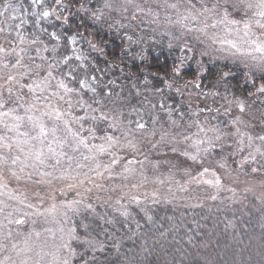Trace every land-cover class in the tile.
I'll return each instance as SVG.
<instances>
[{
	"label": "trees",
	"instance_id": "trees-1",
	"mask_svg": "<svg viewBox=\"0 0 264 264\" xmlns=\"http://www.w3.org/2000/svg\"><path fill=\"white\" fill-rule=\"evenodd\" d=\"M63 2L69 10L55 0H43L41 5V8L63 9V16L69 14L71 17L67 23L62 18V35L54 40L50 34L58 33L59 27L47 29L43 25L41 28L29 14V0H0V22H4L14 10L8 7L5 11V6L15 5L17 15L11 26L18 30L20 37L50 46L59 44L58 59L49 63L56 66L53 70L59 79L82 91L75 80L68 78L69 72L75 69L74 75L87 78L89 82L93 76L96 78L93 85L95 96L83 93V99L91 104V114L82 119L84 124L78 147L86 153L93 150L92 155L98 154V157L92 160L89 155L77 153L76 137H70V131L64 126L62 129L59 125L58 131L46 126L44 131L47 135L44 134L42 142H33L36 146H43L45 153L52 147L59 152L42 158L47 164L42 161L38 166L28 163L30 166L27 168L23 166L26 163L20 161L17 169L15 165L14 169L11 166L16 164V158L19 159L20 148L12 143L9 131L14 129L13 126L21 128L32 120L31 117L29 119L30 112L41 111L30 104L32 91L26 84L24 69L31 61L24 59L20 64L21 75L18 77L21 81L18 77L13 81L7 78L0 81V152L3 153L0 166L6 174L0 175V187L13 190L12 193L16 194L13 200L29 201L31 208L39 206L43 217H56L62 234H65L64 245L61 253L52 251L53 254L47 257L63 264L67 258L65 245L69 242V231L75 229L80 240H92L95 246L72 241L76 252L83 254L74 258L72 264H84L85 261L87 264H262L264 199L227 183H211L209 173L203 170V163L188 160L180 146L181 155L176 150L177 143L169 144L175 135H192L195 127L210 131L208 128L213 130L215 126H225L231 131L233 142L239 134L240 123L248 126L258 137L264 135V94L257 91L264 81L256 78L253 82L248 73L249 66L264 64L261 61L246 62L240 57L225 58L219 52H210L202 60L197 56V63L191 62V71L184 79L174 81L164 77V83L157 87L154 83L157 78L152 73L157 69L163 73L165 66L177 68V54L186 53L189 48L180 50L162 46L153 50L151 47L142 55L134 48H127L120 36L104 32L100 39L95 31L98 25H93L85 15L82 17L69 0ZM240 9L237 10L238 15H249L248 11L241 13ZM41 21L46 24L45 19ZM259 22L264 23V18ZM71 37L83 39L89 49L84 51L82 60L72 58L68 64H63V56L71 50ZM89 41L97 43V47L104 51H93ZM113 49H116L115 56ZM147 54L150 57H144ZM15 64L16 61H12L8 68ZM216 65L224 67L225 71L240 69L238 82L230 77L221 86L220 92L226 97L224 100L213 96L217 88L202 79L206 71ZM168 83L173 86L166 87ZM196 84L200 88H196ZM192 94L203 102L204 108L199 110L187 103L186 96ZM93 99L102 103H93ZM159 102L165 107L160 109ZM237 102L244 103L243 113L239 111ZM156 104L159 106L157 111ZM221 104L227 111L232 109L231 118H227ZM101 109L107 113L108 120H92V116L101 115ZM217 109H220V114ZM162 110L168 114L162 115ZM156 114L159 116L155 117ZM140 116L145 118L142 130L133 124ZM167 117L170 123L174 121L175 124L167 125ZM154 119L159 124L154 125ZM110 123H115L116 127H109ZM55 133L57 136H53ZM160 134L162 139L170 140L163 148H159L157 141ZM105 136L118 141L109 147L107 157L99 156L98 151V146L106 145ZM46 139L47 144L43 142ZM81 139L84 144L80 143ZM52 140H56V146L51 145ZM237 146L224 149L217 146L211 153V159L218 162L226 159L228 169L234 174L239 172L247 178L259 177L264 171V151L254 162L249 159L244 164L245 154L240 153ZM134 150H141L143 155L132 153ZM237 151L238 157L234 154ZM98 162L103 163L99 165ZM25 217L30 220V217ZM19 224L12 226L13 232L22 229L18 228ZM84 224L89 226L87 230ZM28 229L23 227L22 231L28 232Z\"/></svg>",
	"mask_w": 264,
	"mask_h": 264
},
{
	"label": "rangeland",
	"instance_id": "rangeland-1",
	"mask_svg": "<svg viewBox=\"0 0 264 264\" xmlns=\"http://www.w3.org/2000/svg\"><path fill=\"white\" fill-rule=\"evenodd\" d=\"M42 1L36 0L33 3V0H29V14L35 18L36 23H39L41 28L43 25L47 29L52 26L59 27V30L56 31L58 36L62 32L60 31L62 18L69 19L71 17L69 14L63 16V9H50L48 6H42L41 8ZM95 3L96 0H93V4ZM262 4H264V0H131L122 15L119 12L116 13L115 20L111 25H104V32L110 36H120L119 38L125 42L127 48L130 50L134 48L142 55L151 47L153 50H159L162 46L182 50L183 48L190 49L195 43L200 50L219 52L225 58L240 57L244 58L246 62L261 61L264 64V54L256 51L258 45L264 44V23L259 22V19L264 18V15H261V13H264ZM65 8L69 10V6ZM239 9L241 13L248 11L249 15H238L237 10ZM45 11L50 13L48 17L43 16ZM79 13L82 17L84 15L88 17L86 13ZM16 15L17 10H13L4 22H0L2 24L0 27V81H4L6 78L8 81H13L21 75L20 64L24 59H29L31 63L26 65L24 69L27 78L26 84L28 87L35 88L34 82L42 81L47 75L46 69L49 63H53L58 59V52L60 53V51L57 47L59 44L50 46L46 43H36V41L29 42L25 37H20L18 30L11 26L12 19H15ZM56 15H59L61 19L58 20ZM42 19H45L46 24L41 21ZM88 19L93 23L90 17ZM99 23H93V25H99ZM75 41L74 44H70L71 50L63 58L69 56L71 59H76V56L79 55L81 56L80 60H82L84 51L86 52V49L89 48L85 47L83 39L75 37ZM185 43L187 46H183ZM45 47L48 51H44ZM54 47L58 49L56 52L52 51ZM73 49H75V52H73ZM186 53L179 52L177 54L179 56L178 67L181 72L187 69L193 61V52L188 51ZM41 57L44 59H41ZM144 57L150 56L147 54ZM199 58L202 60L206 56ZM80 60L76 59V61ZM12 61L13 63L16 61L17 64L12 68H8L9 63ZM245 61L244 63H246ZM53 76L55 79L50 81V87L45 91L35 89V91L30 92V104L38 107L41 111L30 112L29 119L31 117L32 120H28L21 128L13 126L14 129L9 131L10 136L13 138L12 143L20 148L17 154L19 159H15L14 163L16 164H13L11 169L15 168L14 165L17 169L20 161L26 163V165H22L27 168L30 166L27 165L28 163H31V165L34 163L38 166L42 161V163L47 164L42 158L48 157L51 153L59 152L52 147V150L45 153L43 146H36L33 142H42L44 134L47 135V131L42 134L40 128L46 126L52 130H57L56 128H59V125L62 129V126L68 130L70 129L69 136L76 137L77 140L75 151L82 155H89L92 160L98 157V154L92 155L93 150L88 154L80 151L78 147V140L84 123L82 119L77 121V118L84 119V117L90 115V108L81 107L77 103L78 99L74 96L66 97V99L72 100V107H69L59 96H52L53 92H59L63 95L62 90L57 88V80L60 79L59 76L55 75L54 70ZM186 97L187 103L197 109L201 110L204 106L195 94ZM160 102L159 106L162 104ZM159 106L156 104V111ZM223 108L225 107H221V109ZM53 109L60 110L61 117L59 119L56 118ZM231 112L232 109L226 111L227 118H231ZM161 114L167 115L168 113L162 110ZM156 116H159V114H156ZM144 119L140 116L137 122L142 123ZM154 120V125L159 124L156 119ZM159 120H161L160 117ZM137 122H133V124L137 125ZM165 122L169 126L175 124L174 121L170 123L168 117ZM238 128L237 132L239 134L234 140L235 143L230 139L231 131L225 126L221 128L215 126L213 130L208 128L210 131L204 128L201 131L200 128L195 127L193 134L190 136H184L185 133L175 135L176 139L174 138L171 144H169L170 140L162 139L163 135L160 134L157 141L160 143L159 148H163L167 144L172 146V144L177 143L176 150L181 155L180 146L188 160L203 163L205 165L203 170L209 173L211 183L216 185L227 183L232 187L264 199V171L259 177L257 176L258 178H247L239 172L232 173V170L227 167L229 164L226 159L220 162L211 159V153L217 149V146L224 149L238 145V151L245 154L244 164L249 159L254 162L261 155L264 151V141H261L257 134L245 124L242 126V123H240ZM74 133L77 135H73ZM53 136H57V134L55 133ZM249 136L252 137L250 146ZM43 142L47 144V139ZM55 142L56 140H52L51 145L56 146ZM80 146L83 147V145ZM106 148V153L101 154L100 152L99 156L104 155L107 157L110 150L107 145ZM238 151L234 153L237 157L239 155ZM132 153L139 154L138 156L143 155L141 150H134ZM1 154L3 153L0 152ZM164 154L162 153V155ZM158 155H161V153ZM21 157L23 158L21 159ZM192 157H195V159H192ZM98 163L100 165L103 162ZM239 167H242V164ZM4 172L5 169L0 166V175L6 176ZM90 173H93V171ZM12 192L14 191L9 188L5 190L0 187V264H57V259L48 258L47 255L50 256L53 252L61 253L64 245L65 234H62L58 220L56 217L50 218L49 215L43 217L40 214L41 209H39V206L31 208L29 201L19 198L13 200L16 194ZM25 216L30 217V220ZM18 220L23 221L18 228L29 227L28 232L22 231L21 228L20 231L13 232L12 226L16 225ZM14 240L16 241L15 244L17 243L16 246Z\"/></svg>",
	"mask_w": 264,
	"mask_h": 264
},
{
	"label": "snow or ice",
	"instance_id": "snow-or-ice-1",
	"mask_svg": "<svg viewBox=\"0 0 264 264\" xmlns=\"http://www.w3.org/2000/svg\"><path fill=\"white\" fill-rule=\"evenodd\" d=\"M35 2H36V0H33V3H35ZM55 2L57 4H59V5H61V7H67V5L64 4L63 0H55ZM108 6H110V5H108V4L105 5V7H108ZM261 6L264 7V4H262ZM8 7H12L15 10V5L9 4V5L5 6V11H7ZM81 10L85 11V12L88 11V9H85L83 7V5H81ZM97 13H100L99 9H97L96 13H93V15H96ZM49 15H50V13L48 11L43 12V16L44 17H48ZM261 15H264V13H261ZM57 19L59 20V19H61V17L58 15ZM64 22L67 23V18H64ZM50 35H51V38L54 39V40H58L59 39L58 36L56 35V33H51ZM69 42L74 44L76 42L75 41V37H71L69 39ZM169 46L171 47V45H169ZM92 47H93V49H95V45H92ZM44 51H48L47 47H45ZM52 51L56 52L57 48L54 47L52 49ZM189 51H190V49H189ZM256 51H259L262 54H264V44L258 45L257 48H256ZM73 52H75V49H73ZM41 59H44V58L41 57ZM70 59H71V57L66 56L61 61V63L68 64ZM76 59L80 60L81 56L77 55ZM37 67L39 68L40 66L38 65ZM55 67H56L55 65L49 64L48 68L46 69L47 75L43 78L42 81L34 82L35 83V88H33L32 86H29V90L30 91H35V89H40L41 91H45L47 88H49L50 87V81L52 79H55V77L53 76V69ZM80 67L83 68L84 66L81 65ZM74 73H75V69H73L71 72L68 73V78L75 80V82L79 85V89L82 90V91H77L76 88L69 87V85L67 83H65L64 79H60V80H57V88L62 90L63 95H61L59 92H53L51 95L52 96H59V98L61 100H64L65 103H67L69 105V107H72V100L71 99H66V97L75 96V97L79 98L77 100V103L81 107L91 108V104H89L86 100L83 99V93H92L93 96H95L96 88L93 85L96 82V78L93 76L92 79H91V82H89L87 78H80L78 75H74ZM174 75L176 77H179L181 75V69L179 67L174 69ZM86 76H87V73H85V77ZM158 80L160 81V83H164V77H158ZM172 86L173 85L171 83L166 84V87H168V88H171ZM157 87H159V86H157ZM195 87L196 88H200V85L196 84ZM159 90L162 92V89H159ZM257 91L260 94H264V85H261L257 89ZM137 95H139V93H137ZM46 99H47V97H46ZM93 103L101 104L102 101L99 100V99H93ZM237 103H238L239 111L241 113H243L245 111L244 103L243 102H237ZM0 106H2V105H0ZM106 106L107 105L105 104V107ZM160 107L163 108V107H165V105L161 104ZM53 111L56 114V118L59 119L61 117L60 110L59 109H53ZM93 111H96V109H93ZM79 119H83V118H77V121ZM91 119L92 120L99 119V120L104 121V120H108V115H107V113H105L103 111V109H101V115L99 117L92 116ZM237 122H239V119H237ZM109 127L115 128L116 124L115 123H110ZM137 127L142 130V129H144L145 125L143 123L137 122ZM40 131H41L42 134H44V128L43 127L40 128ZM69 131H70V129H69ZM201 131H203V129H201ZM89 132H93V130L89 129ZM73 135H77V134L74 133ZM93 135H94V132H93ZM104 139L106 141L107 147H110V146H112V145H114V144H116L118 142L112 136H105ZM259 139L261 141H264V135L260 136ZM248 141H249V146H250L251 142H252V137L251 136L248 137ZM80 143L84 144L85 142H84L83 139H81ZM106 145L98 146V151L101 152V153L105 152L107 150ZM85 146H87V145H85ZM192 159H195V157H192ZM113 163H115V161H113ZM221 167H223V165H221ZM254 171H255V169H254ZM98 175H102V173H98ZM76 203H78V202H76ZM17 223H23V221L18 220ZM83 227H84L85 230H87L89 226L87 224H84ZM72 241H78L81 244H87L89 247H94L95 246V243L92 240H80L79 236L76 235L75 229H70V231H69V242L66 243V245H65L67 258L64 260L63 264H72V260L74 258H77L78 256L82 257V255H83L82 253L78 254L76 252V250L72 247V243H71Z\"/></svg>",
	"mask_w": 264,
	"mask_h": 264
},
{
	"label": "clouds",
	"instance_id": "clouds-1",
	"mask_svg": "<svg viewBox=\"0 0 264 264\" xmlns=\"http://www.w3.org/2000/svg\"><path fill=\"white\" fill-rule=\"evenodd\" d=\"M69 2L72 7L76 8L77 12L86 13L87 16L92 19L94 24L100 22L99 25L96 27L95 31L97 34H99V38L102 39L104 35V25H111V23L115 20L116 13L119 12L122 15L126 6L129 3H131V0H96L95 4H93V0H69ZM106 4L110 6L105 7ZM81 5H83L85 9H88V11L87 12L82 11ZM97 9L100 10V13L93 15V13H96ZM89 44H91V47L92 45H95V49H93L92 47L93 51H100V52L104 51L102 47L98 48L97 43L93 41H89ZM183 46H187L186 43ZM190 51L193 52L194 63L198 62L195 59L196 56L203 58L205 56L210 55L209 51L200 50L195 43H193L192 47L190 48ZM112 53L115 56L116 49H113ZM190 71H191V66H189V69L184 74L181 73L179 77H176L174 75V69H169L165 66L163 73H161L157 69L152 73V75L157 78L154 82L155 85L159 86L160 81L158 80V77L161 76L168 77L172 80L184 79L185 76ZM248 73L253 77V82H255L256 78H258L261 81H264V66H260V67L249 66ZM239 76H240L239 68L228 69L227 71H225L224 67L220 65H216L214 67L209 68L206 71V73L203 75L202 79L206 80L211 87L217 88V92L212 93L213 96H217L219 100H224L226 99V97H224L220 92L221 86L227 83L230 77L238 82ZM193 78H195V74H193ZM221 107L224 106L221 105ZM224 111H227V108H224ZM217 113L220 114V109H217ZM84 264H87V262L85 261ZM262 264H264V261H262Z\"/></svg>",
	"mask_w": 264,
	"mask_h": 264
}]
</instances>
